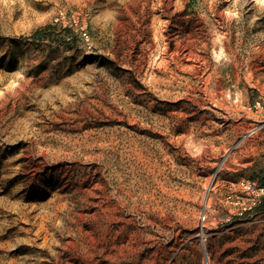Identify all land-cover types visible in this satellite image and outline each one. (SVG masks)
I'll use <instances>...</instances> for the list:
<instances>
[{
    "label": "rangeland",
    "instance_id": "374dc122",
    "mask_svg": "<svg viewBox=\"0 0 264 264\" xmlns=\"http://www.w3.org/2000/svg\"><path fill=\"white\" fill-rule=\"evenodd\" d=\"M263 181L264 0H0V264H264Z\"/></svg>",
    "mask_w": 264,
    "mask_h": 264
},
{
    "label": "built area",
    "instance_id": "2783aa9c",
    "mask_svg": "<svg viewBox=\"0 0 264 264\" xmlns=\"http://www.w3.org/2000/svg\"><path fill=\"white\" fill-rule=\"evenodd\" d=\"M56 21H58V19ZM81 37L85 40L89 39V36L86 31L81 32ZM257 196L264 199V188L261 187L258 189Z\"/></svg>",
    "mask_w": 264,
    "mask_h": 264
},
{
    "label": "trees",
    "instance_id": "16d2710c",
    "mask_svg": "<svg viewBox=\"0 0 264 264\" xmlns=\"http://www.w3.org/2000/svg\"><path fill=\"white\" fill-rule=\"evenodd\" d=\"M263 182H264V181H263ZM262 188H264V183H263ZM262 201H263V202L260 204L258 210L264 213V199H263Z\"/></svg>",
    "mask_w": 264,
    "mask_h": 264
},
{
    "label": "bare ground",
    "instance_id": "6f19581e",
    "mask_svg": "<svg viewBox=\"0 0 264 264\" xmlns=\"http://www.w3.org/2000/svg\"><path fill=\"white\" fill-rule=\"evenodd\" d=\"M162 83V82H161ZM157 91V90H156ZM162 96H164V95H162Z\"/></svg>",
    "mask_w": 264,
    "mask_h": 264
}]
</instances>
